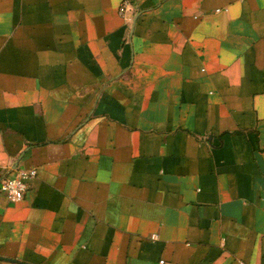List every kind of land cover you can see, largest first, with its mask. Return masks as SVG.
<instances>
[{
  "label": "crops",
  "instance_id": "1",
  "mask_svg": "<svg viewBox=\"0 0 264 264\" xmlns=\"http://www.w3.org/2000/svg\"><path fill=\"white\" fill-rule=\"evenodd\" d=\"M120 1L0 0V264H264V0Z\"/></svg>",
  "mask_w": 264,
  "mask_h": 264
},
{
  "label": "built area",
  "instance_id": "2",
  "mask_svg": "<svg viewBox=\"0 0 264 264\" xmlns=\"http://www.w3.org/2000/svg\"><path fill=\"white\" fill-rule=\"evenodd\" d=\"M118 13L124 20L130 19L133 15V0H121ZM35 177L34 167L18 168L0 180V193L9 201H19ZM151 238L155 236L151 235Z\"/></svg>",
  "mask_w": 264,
  "mask_h": 264
}]
</instances>
